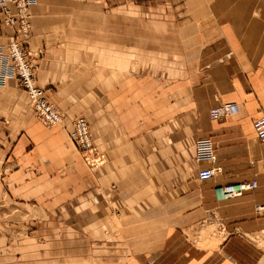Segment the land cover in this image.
<instances>
[{
    "label": "crops",
    "instance_id": "1",
    "mask_svg": "<svg viewBox=\"0 0 264 264\" xmlns=\"http://www.w3.org/2000/svg\"><path fill=\"white\" fill-rule=\"evenodd\" d=\"M31 14L35 83L64 122L39 121L16 79L0 88V193L41 213L13 264H264V0H36ZM17 30L1 23L0 42ZM225 103L238 111L211 119ZM77 116L97 168L70 137ZM200 138L220 167L206 181Z\"/></svg>",
    "mask_w": 264,
    "mask_h": 264
},
{
    "label": "built area",
    "instance_id": "2",
    "mask_svg": "<svg viewBox=\"0 0 264 264\" xmlns=\"http://www.w3.org/2000/svg\"><path fill=\"white\" fill-rule=\"evenodd\" d=\"M35 3L36 0H0V25L3 23L18 29L15 39L7 44L0 42V83L4 84L11 78L16 79L33 100L36 117L45 125L55 127L63 124L64 112L48 99L43 89L36 85V64L26 44L32 31L31 6ZM10 4L15 6V11L10 8ZM237 111L235 103H225L211 108L209 115L211 119L217 120L227 118ZM69 126L70 137L80 150L86 164L91 168L99 167L104 162V157L93 145L88 120L77 116L71 119ZM253 128L259 141L264 142V116L254 120ZM195 149L199 161L212 163L211 167L198 172L201 181L209 180L220 169L217 165L216 144L211 138H200L195 143ZM258 185V179L218 185L215 187V195L218 199H233L254 190Z\"/></svg>",
    "mask_w": 264,
    "mask_h": 264
},
{
    "label": "rangeland",
    "instance_id": "3",
    "mask_svg": "<svg viewBox=\"0 0 264 264\" xmlns=\"http://www.w3.org/2000/svg\"><path fill=\"white\" fill-rule=\"evenodd\" d=\"M27 50L31 52L30 56L34 61V63L36 64V57H35L36 55L32 53L29 46H27ZM7 82L8 80L4 84L0 83V88L1 89L6 88L8 84ZM18 85L21 91H25L20 86L19 82ZM28 98L30 99L29 96ZM2 166L3 165L0 160V182L2 181L1 180L2 179L1 169L3 170ZM14 203L15 202L11 191L9 189L4 188V191L0 193V263L1 264L14 263L15 247L17 246V243L21 241V238L23 239L24 237H26V235L30 233V215L41 214L40 211L36 209L31 210L29 206L20 207L18 204V206L15 207ZM16 257L18 261H20V259L22 258L20 257V255H17Z\"/></svg>",
    "mask_w": 264,
    "mask_h": 264
}]
</instances>
